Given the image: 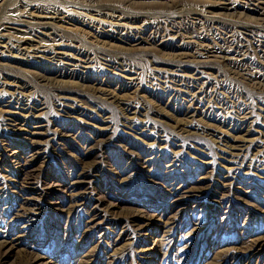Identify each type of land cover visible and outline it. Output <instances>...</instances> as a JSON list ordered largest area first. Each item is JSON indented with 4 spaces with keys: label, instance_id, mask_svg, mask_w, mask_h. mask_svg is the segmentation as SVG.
I'll return each mask as SVG.
<instances>
[{
    "label": "rangeland",
    "instance_id": "1",
    "mask_svg": "<svg viewBox=\"0 0 264 264\" xmlns=\"http://www.w3.org/2000/svg\"><path fill=\"white\" fill-rule=\"evenodd\" d=\"M25 1L0 0V264H264V0Z\"/></svg>",
    "mask_w": 264,
    "mask_h": 264
},
{
    "label": "bare ground",
    "instance_id": "2",
    "mask_svg": "<svg viewBox=\"0 0 264 264\" xmlns=\"http://www.w3.org/2000/svg\"><path fill=\"white\" fill-rule=\"evenodd\" d=\"M18 7L19 6H24V7H26V1L25 0H18ZM233 7L234 6H232V5H230V4H226V5H223V9H227V10H232L233 9ZM252 7V6H251ZM247 8V7H246ZM15 9H18L17 7L16 8H12L11 9V12H14V11H12V10H15ZM24 9H26V8H24ZM250 10L254 13V14H256V18L258 19V20H260V21H264V6H260L259 4L258 5H256V4H253V7L252 8H250ZM26 11H27V9L25 10V12L23 13V14H25L26 13ZM221 52H223L224 53V49H221L220 50ZM57 53V52H56ZM55 53V54H56ZM258 82H260V81H258ZM262 86V85H261ZM26 100H28V99H26V98H24L23 97V95H21L20 96V94H19V97L18 98H16V102L17 103H26ZM63 100V99H62ZM65 100H69V98L68 97H64V101ZM70 103V102H69ZM26 105H28V103H26ZM64 105H66V104H64ZM70 105V104H69ZM29 106V105H28ZM233 142H237L236 140H234ZM230 149L231 150H240L241 148H240V145H238V144H232V145H230ZM230 149H228V150H230ZM7 244V242L6 241H1L0 242V252H1V250H3V248L5 247L6 248V245ZM256 246V244H254V245H252L251 247H255ZM36 259H34V261H35Z\"/></svg>",
    "mask_w": 264,
    "mask_h": 264
}]
</instances>
